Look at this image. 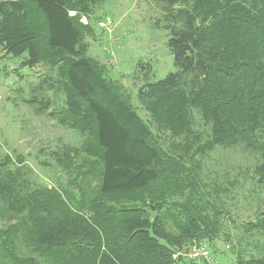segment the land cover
Segmentation results:
<instances>
[{
	"label": "trees",
	"instance_id": "16d2710c",
	"mask_svg": "<svg viewBox=\"0 0 264 264\" xmlns=\"http://www.w3.org/2000/svg\"><path fill=\"white\" fill-rule=\"evenodd\" d=\"M152 1L178 70L138 99L171 138L164 148L123 84L88 56L90 0L1 2L0 47L59 74L68 107L58 120L85 140L52 151L69 175L58 185L22 156L0 159V264H176L192 247L209 264L215 241H232L229 202L248 170L208 184L201 175L217 148L241 149L264 181V0ZM245 224L264 238V215ZM235 264H264V246Z\"/></svg>",
	"mask_w": 264,
	"mask_h": 264
},
{
	"label": "rangeland",
	"instance_id": "374dc122",
	"mask_svg": "<svg viewBox=\"0 0 264 264\" xmlns=\"http://www.w3.org/2000/svg\"><path fill=\"white\" fill-rule=\"evenodd\" d=\"M2 1L7 0H0V4ZM90 2L92 21L88 16L81 19L84 23L91 21L96 30L94 36L85 37L89 44L88 56L106 64L110 77L123 84L140 115L153 124L150 114L138 99L139 90L146 83L162 80L178 70L168 45L169 30L164 27L161 6L152 0ZM105 16H110L112 23L102 28L98 21ZM26 59V55L16 57L0 47V159L6 155L14 159L22 156L40 182L58 185L69 175L51 157L52 151L62 145L78 146L85 139L79 131L62 125L58 120L60 111L68 107L61 86L64 83L62 78L43 64L23 65ZM153 129L155 135L158 134L156 142L159 139L158 143L166 147L171 138H165V133L157 126ZM253 162L254 159L241 149L222 148H217L205 160L201 179L207 184L214 183L216 178L221 179L224 170L230 171L233 177L239 176L240 168L248 170L229 202L235 222H228L227 227L233 239L231 242L215 241L214 251L208 250L209 244H205L212 259L209 264H235L238 253H255L257 248L261 250L264 246V238L248 232L245 224L264 215L260 214L264 213V181L252 178V168L248 163ZM28 245L37 249V246ZM195 250L192 247L188 252H182L185 261L176 264H203V258L193 255Z\"/></svg>",
	"mask_w": 264,
	"mask_h": 264
},
{
	"label": "built area",
	"instance_id": "2783aa9c",
	"mask_svg": "<svg viewBox=\"0 0 264 264\" xmlns=\"http://www.w3.org/2000/svg\"><path fill=\"white\" fill-rule=\"evenodd\" d=\"M111 23H112V18L110 16H105L104 18L98 21L99 26L102 28L108 27ZM202 254L207 255V251H205L204 249H197L193 253L195 257H198Z\"/></svg>",
	"mask_w": 264,
	"mask_h": 264
}]
</instances>
